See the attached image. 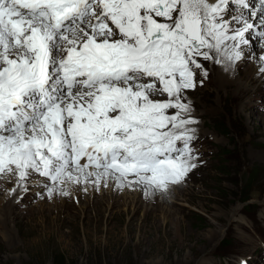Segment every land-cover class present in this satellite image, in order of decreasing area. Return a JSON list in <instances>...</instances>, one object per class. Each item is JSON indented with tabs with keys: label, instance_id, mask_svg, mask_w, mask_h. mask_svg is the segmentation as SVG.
<instances>
[{
	"label": "snow or ice",
	"instance_id": "obj_1",
	"mask_svg": "<svg viewBox=\"0 0 264 264\" xmlns=\"http://www.w3.org/2000/svg\"><path fill=\"white\" fill-rule=\"evenodd\" d=\"M249 32L264 39V0H0V174L49 197L89 177L166 191L197 166L196 57L234 63Z\"/></svg>",
	"mask_w": 264,
	"mask_h": 264
},
{
	"label": "rangeland",
	"instance_id": "obj_2",
	"mask_svg": "<svg viewBox=\"0 0 264 264\" xmlns=\"http://www.w3.org/2000/svg\"><path fill=\"white\" fill-rule=\"evenodd\" d=\"M245 36L249 43L239 51L245 48L248 57L234 63L196 57L207 77L196 68V86L184 90L183 102L197 121L188 125L196 129L191 148L197 166L169 189L170 195L163 191L169 203L162 204L164 197L146 201L133 189L116 196L113 207L102 199L95 177L67 183L61 186L67 195L49 197L39 183L43 177L26 182L28 190L22 192L14 173L0 174V264H59V259L63 264H263L264 82L246 83L256 73L248 68L259 59L261 38ZM211 55L215 58V51ZM226 67L223 76L219 70ZM238 85L249 89L243 92ZM133 198L144 207L136 214ZM145 208L158 209V217L145 219ZM192 246L198 248L190 251Z\"/></svg>",
	"mask_w": 264,
	"mask_h": 264
},
{
	"label": "bare ground",
	"instance_id": "obj_3",
	"mask_svg": "<svg viewBox=\"0 0 264 264\" xmlns=\"http://www.w3.org/2000/svg\"><path fill=\"white\" fill-rule=\"evenodd\" d=\"M216 2V0H208V3H215ZM231 6L232 5H229V8H231ZM255 7H258V4L255 6ZM226 18V17H225ZM258 18V17H257ZM227 19V18H226ZM249 20H250V22H254L253 21V19L251 18V17H249ZM231 23H233V21H231ZM241 25H239V24H236L235 26H231L232 28H236V27H240ZM229 34H231V32H229ZM119 37V35H117V37L116 38H118ZM254 40V39H253ZM259 42H261V46H260V48H259V51H261L260 53H259V55H258V57L257 58H259L258 59V61H256V63H255V65H252V66H250L248 69H250V70H255V74H253L252 72L250 73V77L248 78V79H246V83H249L248 85H254V84H263V82H264V71H261L260 69L261 68H264V59H260L261 57H264V39H261V41L259 40ZM226 44H232L233 42L232 41H226L225 42ZM258 43V42H257ZM259 46V45H258ZM239 47H242V44L239 46ZM249 48H251V47H249ZM249 48H247V49H249ZM258 48V47H257ZM246 49L245 48H242L241 49V56L242 55H244L243 57H248V56H246V52L244 53V51H245ZM254 53V52H253ZM220 59L222 60V61H225V64H227V65H229L228 64V61L227 60H224V57L223 56H221L220 57ZM239 64H240V62H238ZM237 62H236V64H238ZM238 64V65H239ZM237 65V70H240V67H241V65H239L238 66ZM228 70V68L226 67V68H223V69H221V70H219V71H221L222 72V75L224 76L225 74H228V73H226L225 71H227ZM247 69V68H246ZM220 72V73H221ZM240 72V71H239ZM219 73V72H218ZM253 75V77L254 78H252L251 76ZM257 75V76H256ZM224 79V78H223ZM218 80H220V79H218ZM224 80H222V82H223ZM233 82H236V80L234 81V80H232ZM223 84V83H222ZM238 88H239V90H241V91H243L244 92V90H246L248 87H243L242 85H238ZM249 89V88H248ZM156 97H154V99H155ZM253 118H255V117H253ZM257 126H258V124H256ZM190 127H193V126H190ZM194 128V127H193ZM89 171H91V170H89ZM188 173H192L191 171L190 172H188ZM5 173H3V175H4ZM7 174H9V173H7ZM6 174V175H7ZM2 175V176H3ZM187 178V176H185L182 180L184 181L185 179ZM191 179L193 180V177H191ZM181 182V181H180ZM185 182V181H184ZM193 182H195V181H193ZM17 185V184H16ZM68 185V184H67ZM99 187H100V189L103 191V194H102V199L105 201L106 199H108V200H110L109 202L110 203H112V204H114L113 205V207H116V204H115V202H116V196H125V195H127L130 191H132L133 189H135L134 191L135 192H137V191H139L140 193H143L144 194V198L145 199H148V200H146V201H153L154 199H158L159 197H164L163 195H161L162 193H163V191H160V190H156V191H152V192H150V193H148V194H146L145 193V188L144 187H138V186H134V185H132V186H128L127 184H125V185H123V186H121V185H119L116 181H114V180H112V179H109L108 181H107V184L105 185V182L102 180L101 182H100V184L98 185ZM175 186H178V183L177 184H170L169 186H168V188H167V190L166 191H164V192H166L168 195H170L169 193V189L170 188H172V187H175ZM16 188V187H15ZM105 189V190H104ZM173 190V189H172ZM177 190V189H176ZM111 191V192H110ZM174 191V190H173ZM177 191H179V190H177ZM91 193L93 194V197H95V192L94 191H92L91 190ZM100 193V192H99ZM111 194V196H112V199H110V197H107V195H110ZM180 194V193H179ZM61 195V194H60ZM75 195H77V194H75ZM138 196V195H137ZM172 197V196H171ZM176 198H178V200H179V197L177 196ZM181 198V197H180ZM169 203V199H166L165 197H164V200H163V202H162V204L164 205L165 203ZM170 202L171 203H176V202H172V200H171V198H170ZM133 204H134V206H133V211H134V214H136V213H139L140 212V210L142 209V208H144L143 206H142V204H141V201L139 200V198H133ZM173 207V206H172ZM168 208H169V205H168ZM167 208V209H168ZM146 209V211L145 212H143V214H144V218L145 219H151V218H153V219H156L157 217H158V215H159V210L158 209H154V208H151V209H149V208H145ZM168 211L169 210H167L165 213H168ZM163 212H164V209H163ZM239 212H240V210H239ZM238 212V213H239ZM237 213V214H238ZM164 216H165V214H164ZM235 216H238V215H235ZM240 216V215H239ZM237 220V219H236ZM235 220V221H236ZM156 225V224H155ZM157 226H159V225H157ZM132 229V228H131ZM130 229V230H131ZM133 230V229H132ZM215 238V237H214ZM214 238H212L211 240H213ZM185 247V246H184ZM196 248H198V247H196V246H192V247H190V251H194ZM199 252V251H198ZM194 255V254H193ZM192 257V256H191ZM190 257H188L187 259H189ZM201 263L200 264H204V261H200ZM182 263V262H181ZM189 262H188V260H187V263L186 264H188Z\"/></svg>",
	"mask_w": 264,
	"mask_h": 264
},
{
	"label": "trees",
	"instance_id": "obj_4",
	"mask_svg": "<svg viewBox=\"0 0 264 264\" xmlns=\"http://www.w3.org/2000/svg\"><path fill=\"white\" fill-rule=\"evenodd\" d=\"M64 260L63 259H59V264H63Z\"/></svg>",
	"mask_w": 264,
	"mask_h": 264
}]
</instances>
